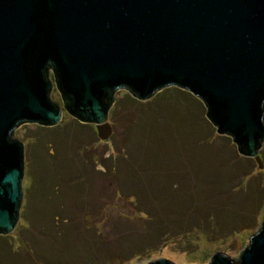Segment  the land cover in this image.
Wrapping results in <instances>:
<instances>
[{
    "label": "rangeland",
    "instance_id": "374dc122",
    "mask_svg": "<svg viewBox=\"0 0 264 264\" xmlns=\"http://www.w3.org/2000/svg\"><path fill=\"white\" fill-rule=\"evenodd\" d=\"M52 83L49 98L59 100ZM107 121L105 139L65 110L46 130L29 122L13 130L24 144L20 210L26 203L28 219L19 215L0 233V264L237 258L264 220V138L259 160L241 154L231 135L217 133L201 99L175 85L145 100L117 90ZM47 131L51 140L36 148L51 154H32L30 165L29 140Z\"/></svg>",
    "mask_w": 264,
    "mask_h": 264
},
{
    "label": "water",
    "instance_id": "95a60500",
    "mask_svg": "<svg viewBox=\"0 0 264 264\" xmlns=\"http://www.w3.org/2000/svg\"><path fill=\"white\" fill-rule=\"evenodd\" d=\"M48 62L63 107L102 139L116 90L145 100L175 85L201 99L217 133L259 160L264 0H0L1 234L14 229L23 197L25 150L13 130L61 120ZM207 264H264V220L237 258L215 253Z\"/></svg>",
    "mask_w": 264,
    "mask_h": 264
},
{
    "label": "trees",
    "instance_id": "16d2710c",
    "mask_svg": "<svg viewBox=\"0 0 264 264\" xmlns=\"http://www.w3.org/2000/svg\"><path fill=\"white\" fill-rule=\"evenodd\" d=\"M135 98V97H134ZM137 99V98H136ZM114 104V103H113ZM112 107V106H111ZM80 122V121H79ZM81 123H87V122H81ZM85 125H87V124H83V126H85ZM36 127L37 128H41V129H43V130H46V128L47 127H51V126H45V125H40V124H37L36 125ZM81 131V130H80ZM60 139H61V137H59ZM39 140H43V142H46L47 140H51L50 139V134H49V132L47 131V132H43V133H40V132H38L37 133V135H36V137L35 138H33V139H31V140H29V147H27V153H28V156H29V158H30V165H31V163L33 162V163H35V161L32 159V154H33V156H35V158H37L38 157V155H39V153H43V152H45V153H48V152H50L51 151V148L52 147H50L49 149H47L46 151L44 150V151H40V150H38L37 148H36V146H37V144H40V142H39ZM54 140V139H53ZM63 147V146H62ZM49 150V151H48ZM60 153H63V155H66V153L65 152H63V151H60ZM49 155L51 154V153H48ZM52 155H55V154H52ZM59 157H60V155H59ZM84 160V159H83ZM83 160H79V164H82V163H80V162H82ZM88 160H89V157H88ZM78 164H76V167H78L77 166ZM29 194H30V190L27 192V200H28V198H29ZM28 203V202H27ZM27 204L25 203L24 205H22V207H21V210L19 211V215H20V218H22L23 219V221L25 220V222H27V219H28V216H27V211H28V209L26 210L25 209V206H26ZM28 208V207H27ZM58 212V211H57ZM43 214V212H40L39 213V215H42ZM54 214V213H53ZM51 215V217H50V219L52 218V216L55 218V217H57L58 219H59V215L58 214H56L55 216L54 215ZM22 215H23V217H22ZM52 225V224H51ZM207 227V226H206ZM206 229L207 228H205V226H202L201 228H199V231H200V233L201 234H207L208 232L206 231ZM208 235V234H207ZM0 237H2V236H0ZM205 237H206V235H205ZM208 237V236H207Z\"/></svg>",
    "mask_w": 264,
    "mask_h": 264
},
{
    "label": "flooded vegetation",
    "instance_id": "af4514ba",
    "mask_svg": "<svg viewBox=\"0 0 264 264\" xmlns=\"http://www.w3.org/2000/svg\"><path fill=\"white\" fill-rule=\"evenodd\" d=\"M48 74H52L53 75V80H50L49 78V81L51 82V90H52V85H53V83L52 82H54L55 83V88H56V90L58 91V93H59V95H60V99L59 100H55V99H52V101H54L55 103H57L58 104V106L61 108V110H62V113H63V110H65L66 111V109L63 107V99H62V97H61V94H60V92H59V89H58V87H57V85H56V81H55V77H54V73H53V69H52V65H51V62H48L47 63V72H46V75H48ZM48 77V76H47ZM50 90V91H51ZM119 90V89H118ZM117 91V90H116ZM115 91V92H116ZM113 97H114V99H115V93H114V95H113ZM113 103H114V101H113ZM113 103H112V105H113ZM111 105V106H112ZM111 108V107H110ZM109 111V110H108ZM67 112V111H66ZM68 113V112H67ZM72 116V115H71ZM96 128V127H95Z\"/></svg>",
    "mask_w": 264,
    "mask_h": 264
},
{
    "label": "bare ground",
    "instance_id": "6f19581e",
    "mask_svg": "<svg viewBox=\"0 0 264 264\" xmlns=\"http://www.w3.org/2000/svg\"><path fill=\"white\" fill-rule=\"evenodd\" d=\"M170 253L166 250V249H164V251H163V256L165 255V256H167V255H169ZM177 259L178 258H181V257H183L182 255H178V256H175ZM182 261V260H181ZM132 262H133V264H136L135 263V261H134V259L132 260Z\"/></svg>",
    "mask_w": 264,
    "mask_h": 264
}]
</instances>
